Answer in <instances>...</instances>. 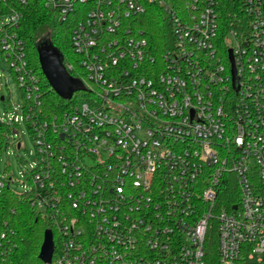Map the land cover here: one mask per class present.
<instances>
[{
    "label": "built area",
    "instance_id": "2783aa9c",
    "mask_svg": "<svg viewBox=\"0 0 264 264\" xmlns=\"http://www.w3.org/2000/svg\"><path fill=\"white\" fill-rule=\"evenodd\" d=\"M48 4L82 15L71 37L79 66H65L87 94L55 115L16 32L23 13L0 0L3 72L23 96L19 115L7 114L10 100L0 114L4 150L22 159L24 120L37 157L21 193L58 238L47 264H206L213 231L219 264H264V0H245L248 25L228 30L218 0ZM151 4L175 34L161 60L132 23ZM1 90L0 74L5 103ZM13 181L0 172V196Z\"/></svg>",
    "mask_w": 264,
    "mask_h": 264
},
{
    "label": "trees",
    "instance_id": "16d2710c",
    "mask_svg": "<svg viewBox=\"0 0 264 264\" xmlns=\"http://www.w3.org/2000/svg\"><path fill=\"white\" fill-rule=\"evenodd\" d=\"M6 1L17 4L23 13L16 32L24 40L30 65L39 77L43 111L48 115L68 111L72 105L85 99L87 94L83 89L76 91L71 99H63L56 94L41 69L37 47L42 43L53 44L61 52L64 65L72 62L76 70L80 57L73 51L71 37L76 22L82 15H71L63 19L48 4V0H26L25 3H18L17 0ZM218 3L219 22L224 30L240 29L248 25L250 17L245 10V0H218ZM132 23L146 37L150 51L158 59L161 60L163 53L174 46V29L162 6L149 5L145 13L133 17ZM70 73L75 76L74 70ZM5 129L7 127L0 125V159L6 143L3 133ZM47 229H52L57 244V234L50 218L39 212L26 195L11 187L4 188L0 196V234L3 231L8 232L7 237L1 240L8 251L0 256V264H44L39 253ZM205 247L206 264H219L215 231L207 237Z\"/></svg>",
    "mask_w": 264,
    "mask_h": 264
},
{
    "label": "rangeland",
    "instance_id": "374dc122",
    "mask_svg": "<svg viewBox=\"0 0 264 264\" xmlns=\"http://www.w3.org/2000/svg\"><path fill=\"white\" fill-rule=\"evenodd\" d=\"M3 69H5V63L0 55V74L2 83L1 95L6 97L5 103L0 101V114L5 117L6 113L4 106L8 104L10 100L12 108L7 114L9 116L19 115L17 108L23 104L22 92L10 73L5 77ZM17 130L21 142V148L18 150V153L24 162L22 163L17 154L13 152V148L9 147L2 152L0 159V172L8 169L14 179L13 183H11V188L16 192L21 193L30 188V184L27 181L26 173L24 171L25 162L29 167V164L35 161L37 157V149L33 135L24 120H20Z\"/></svg>",
    "mask_w": 264,
    "mask_h": 264
},
{
    "label": "water",
    "instance_id": "95a60500",
    "mask_svg": "<svg viewBox=\"0 0 264 264\" xmlns=\"http://www.w3.org/2000/svg\"><path fill=\"white\" fill-rule=\"evenodd\" d=\"M38 59L41 69L52 89L63 99H70L72 95L83 89L82 83L74 78L63 63L61 52L51 43H42L37 47ZM231 61L233 59L231 57ZM235 67L233 73L235 74ZM3 99V97H1ZM54 240L52 230L44 232L39 258L45 263H50L54 253Z\"/></svg>",
    "mask_w": 264,
    "mask_h": 264
}]
</instances>
